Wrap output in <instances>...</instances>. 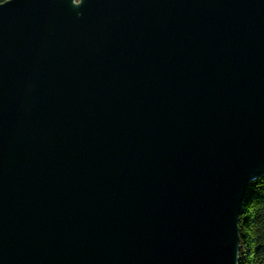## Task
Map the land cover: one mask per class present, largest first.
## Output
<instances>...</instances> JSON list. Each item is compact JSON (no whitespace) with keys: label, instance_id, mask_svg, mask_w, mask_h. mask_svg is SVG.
I'll list each match as a JSON object with an SVG mask.
<instances>
[{"label":"water","instance_id":"95a60500","mask_svg":"<svg viewBox=\"0 0 264 264\" xmlns=\"http://www.w3.org/2000/svg\"><path fill=\"white\" fill-rule=\"evenodd\" d=\"M264 176V0L0 3V264H238Z\"/></svg>","mask_w":264,"mask_h":264},{"label":"trees","instance_id":"16d2710c","mask_svg":"<svg viewBox=\"0 0 264 264\" xmlns=\"http://www.w3.org/2000/svg\"><path fill=\"white\" fill-rule=\"evenodd\" d=\"M6 1L0 0V3ZM238 226V264H264V176L253 180L248 186Z\"/></svg>","mask_w":264,"mask_h":264},{"label":"rangeland","instance_id":"374dc122","mask_svg":"<svg viewBox=\"0 0 264 264\" xmlns=\"http://www.w3.org/2000/svg\"><path fill=\"white\" fill-rule=\"evenodd\" d=\"M75 3H76V4L80 3V0H75Z\"/></svg>","mask_w":264,"mask_h":264}]
</instances>
